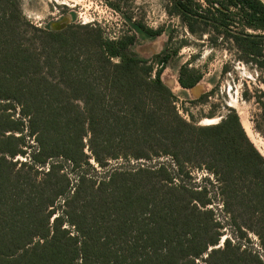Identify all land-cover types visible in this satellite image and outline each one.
Here are the masks:
<instances>
[{"label":"trees","instance_id":"trees-1","mask_svg":"<svg viewBox=\"0 0 264 264\" xmlns=\"http://www.w3.org/2000/svg\"><path fill=\"white\" fill-rule=\"evenodd\" d=\"M163 1L189 34L264 74V0ZM135 41L93 22L38 27L21 0H0V264H264L240 243L249 232L264 250V157L235 108L210 124L180 112L161 74L185 40L147 58L127 52ZM201 77L183 64L177 82ZM189 168L216 181L236 241L220 244L207 188L178 179Z\"/></svg>","mask_w":264,"mask_h":264},{"label":"rangeland","instance_id":"rangeland-1","mask_svg":"<svg viewBox=\"0 0 264 264\" xmlns=\"http://www.w3.org/2000/svg\"><path fill=\"white\" fill-rule=\"evenodd\" d=\"M21 1L24 16L38 27L61 30L71 23L93 22L99 24L110 37L122 31L133 32L136 41L127 52L142 58L160 52L170 35L173 46L185 40L177 56L170 60L161 74L163 83L176 96L180 112L186 116V110L199 124H210L217 122L225 113V105L235 108L247 137L264 157V128L259 117V106L255 103V96L259 94L257 91H264V74L250 64L236 61L227 46H210L207 34L202 37L189 34L176 17L167 14L163 0H110L117 4L118 10L111 8L107 0ZM145 30L160 31V34L152 35L145 33ZM183 64L202 74L200 81L191 88H182L177 82L179 68ZM195 88H198L197 92L193 91ZM212 89L213 94L202 101L193 102ZM17 113L18 108L14 110L15 117H18ZM211 113L215 115L208 118ZM252 138L260 142L259 148ZM142 162L120 163L126 167H136L157 162L169 164L170 160L160 158ZM119 164L114 163L113 166ZM187 172L178 177L180 182L198 189L206 187L208 190L212 201L209 207L213 208L216 217L223 223L220 244L225 238L236 241V236L240 234L222 209L217 183L212 175L202 168H189ZM240 243L259 251L264 258V250L259 248L258 239L252 233L248 232L247 236L240 239Z\"/></svg>","mask_w":264,"mask_h":264},{"label":"bare ground","instance_id":"bare-ground-1","mask_svg":"<svg viewBox=\"0 0 264 264\" xmlns=\"http://www.w3.org/2000/svg\"><path fill=\"white\" fill-rule=\"evenodd\" d=\"M174 82H176V81H174ZM197 90H198V88L193 89L194 92H197ZM252 139L254 140L256 146L258 147L259 144H260V142H258L255 138H252ZM258 148H259V147H258ZM259 150H261V149H259Z\"/></svg>","mask_w":264,"mask_h":264}]
</instances>
